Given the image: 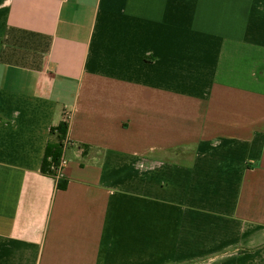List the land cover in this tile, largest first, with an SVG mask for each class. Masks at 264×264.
Here are the masks:
<instances>
[{
    "label": "crops",
    "instance_id": "0c3cea01",
    "mask_svg": "<svg viewBox=\"0 0 264 264\" xmlns=\"http://www.w3.org/2000/svg\"><path fill=\"white\" fill-rule=\"evenodd\" d=\"M0 264H264V0H0Z\"/></svg>",
    "mask_w": 264,
    "mask_h": 264
},
{
    "label": "trees",
    "instance_id": "16d2710c",
    "mask_svg": "<svg viewBox=\"0 0 264 264\" xmlns=\"http://www.w3.org/2000/svg\"><path fill=\"white\" fill-rule=\"evenodd\" d=\"M68 128L67 122L60 123L57 128L52 130L53 133H58L59 142L58 144H50L48 146L46 156L44 159L43 171L47 174L55 175L56 167L58 166L62 157V148L64 144V137ZM59 187L65 188L67 186V180L64 178L59 179Z\"/></svg>",
    "mask_w": 264,
    "mask_h": 264
},
{
    "label": "built area",
    "instance_id": "2783aa9c",
    "mask_svg": "<svg viewBox=\"0 0 264 264\" xmlns=\"http://www.w3.org/2000/svg\"><path fill=\"white\" fill-rule=\"evenodd\" d=\"M66 164H67V160H66V158L64 156H62L58 166L55 168L56 169V173H57V175L59 177H60V175L62 173L63 168L66 166Z\"/></svg>",
    "mask_w": 264,
    "mask_h": 264
}]
</instances>
